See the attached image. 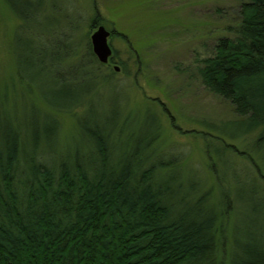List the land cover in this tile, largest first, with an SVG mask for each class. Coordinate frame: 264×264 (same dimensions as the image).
Wrapping results in <instances>:
<instances>
[{
  "label": "trees",
  "instance_id": "obj_1",
  "mask_svg": "<svg viewBox=\"0 0 264 264\" xmlns=\"http://www.w3.org/2000/svg\"><path fill=\"white\" fill-rule=\"evenodd\" d=\"M4 1L22 31H33L37 14L58 17L47 39V29L38 39L42 27L24 43L19 30L13 39L16 78L46 110L0 101V264H264V0H236L237 26L197 70L203 87L239 118L207 131H180L201 136L212 174L218 169L211 141L250 165L257 183L248 199L222 180L215 183V200L202 182L189 179L185 154L157 152V114L134 119L115 101L94 106L91 94L100 84L115 83L112 66L126 73L111 39L130 45L125 35L108 30L111 56L105 64L96 58L87 36L104 21L94 0L86 43L77 48L69 41L77 12L57 0ZM61 114L75 117L77 126L65 145L59 144ZM248 138L243 149L233 144ZM232 196L250 214L244 229L232 223L227 257L223 226L236 212ZM236 233L241 237L234 239Z\"/></svg>",
  "mask_w": 264,
  "mask_h": 264
},
{
  "label": "rangeland",
  "instance_id": "obj_2",
  "mask_svg": "<svg viewBox=\"0 0 264 264\" xmlns=\"http://www.w3.org/2000/svg\"><path fill=\"white\" fill-rule=\"evenodd\" d=\"M59 5L73 13L77 12L78 26L69 38L73 46L85 45L86 22L90 15L89 0H57ZM99 7L103 26L125 35L129 44L112 38L111 47L118 50V56L126 61L124 72L114 70L115 83L100 84L91 95L93 104L103 108L115 101L114 106L121 114H131L134 119L142 114H157L161 125L160 137L155 147L158 153H183L181 162L189 179L202 182L210 189L212 200L216 199V182L227 181L230 190L240 197L249 192L257 183L251 177L248 162L230 156L222 151L219 144L211 141V152L216 160L217 174L208 169L201 136L181 134L207 131L212 125L236 120L239 117L233 107L220 97L208 92L201 84L198 67L200 60L213 53L217 40L230 36L229 29L238 24V2L236 0H94ZM60 8V7H59ZM78 10V11H77ZM24 13H30L24 10ZM58 15L37 14L33 31L21 30V23L11 13L4 0H0V101H8V107L32 106L46 110L34 91L21 84L15 74L13 39L20 31L22 43L27 34L40 35L47 29L45 39L54 29ZM88 18V19H87ZM87 19V20H86ZM55 20V21H54ZM46 33V32H45ZM67 34V33H66ZM44 36V35H43ZM66 37V36H65ZM57 39L54 37L50 46ZM90 36H87V40ZM64 37L59 41L65 44ZM77 43V44H76ZM75 44L77 46H75ZM25 45V44H24ZM21 46V44H20ZM17 47V46H16ZM130 47L129 50L127 48ZM18 49H23L18 48ZM67 52V50H66ZM136 54L140 64H136ZM21 55V51H20ZM65 60L67 66L71 62ZM116 65V64H115ZM105 72H109L106 70ZM91 86V83H88ZM87 85V86H88ZM96 108V109H97ZM166 110L168 113L162 111ZM61 128L59 144H69L77 132L75 117L58 115ZM248 141H236L239 149L247 147ZM236 161H239L236 162ZM182 165V166H183ZM219 178V179H218ZM264 189V184H263ZM264 193V191H263ZM232 195V194H231ZM234 196V195H233ZM231 199V211L236 212L225 220L223 231L227 242V257L231 244V227L245 228L250 211L238 207ZM248 213H247V212ZM240 233L234 239L240 238Z\"/></svg>",
  "mask_w": 264,
  "mask_h": 264
},
{
  "label": "water",
  "instance_id": "obj_3",
  "mask_svg": "<svg viewBox=\"0 0 264 264\" xmlns=\"http://www.w3.org/2000/svg\"><path fill=\"white\" fill-rule=\"evenodd\" d=\"M110 32L103 26H99L90 36L93 54L103 64L107 63L112 49L109 45ZM118 67H115L117 70Z\"/></svg>",
  "mask_w": 264,
  "mask_h": 264
}]
</instances>
